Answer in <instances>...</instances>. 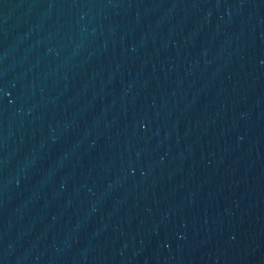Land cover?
I'll list each match as a JSON object with an SVG mask.
<instances>
[{
  "label": "water",
  "instance_id": "obj_1",
  "mask_svg": "<svg viewBox=\"0 0 264 264\" xmlns=\"http://www.w3.org/2000/svg\"><path fill=\"white\" fill-rule=\"evenodd\" d=\"M0 264H264V0H0Z\"/></svg>",
  "mask_w": 264,
  "mask_h": 264
}]
</instances>
